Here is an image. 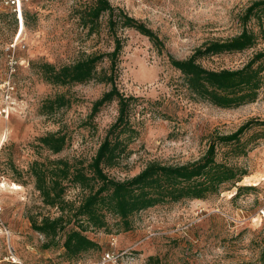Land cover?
I'll list each match as a JSON object with an SVG mask.
<instances>
[{
  "label": "rangeland",
  "instance_id": "obj_1",
  "mask_svg": "<svg viewBox=\"0 0 264 264\" xmlns=\"http://www.w3.org/2000/svg\"><path fill=\"white\" fill-rule=\"evenodd\" d=\"M91 1L29 0L26 22L20 25L0 0V264H74L65 255V234L53 239L33 228L34 220L59 212L44 204L29 169L46 159L91 161L118 118L117 101L94 109L111 84L94 80L58 86L42 73L46 62L62 66L85 53L112 50L105 25L100 35H88L81 24L80 10ZM110 1L143 21L165 44L160 52L140 33L120 32L125 45L116 84L136 98L131 121L139 136L110 175L130 178L152 161L192 162L207 151L214 134H231L251 121L240 141L245 153L233 145L221 146L217 153L219 162L247 170L248 179L237 185L249 189L238 197L235 187L206 200L158 205L136 214L129 231L119 230L110 218V233L88 232L101 249L84 254L82 264H96L106 252L119 255L110 264H264V86L256 102L219 108L194 97L169 61V56L187 59L208 42L240 34L241 14L254 0ZM248 27L258 30L254 21ZM263 50L264 38L259 37L251 49L200 62L211 70L239 69ZM109 65L105 61L100 69ZM61 95L68 104L51 109L48 102ZM55 132L67 141L58 154L40 142ZM254 182L259 184H249ZM78 193L71 189L69 197Z\"/></svg>",
  "mask_w": 264,
  "mask_h": 264
},
{
  "label": "trees",
  "instance_id": "obj_2",
  "mask_svg": "<svg viewBox=\"0 0 264 264\" xmlns=\"http://www.w3.org/2000/svg\"><path fill=\"white\" fill-rule=\"evenodd\" d=\"M12 15L19 24L16 15ZM26 16L24 8V23ZM80 21L88 35H100L105 25V32L112 40V50L85 53L73 63L62 66L46 62L42 65L43 77L58 86L94 80L111 84V89L95 102L94 109L117 101L118 118L91 161L46 159L34 161L29 169L44 204L59 212L54 218L46 216L41 222L34 220L33 228L53 239L65 234V255L74 264H82L84 254L101 249L88 232L105 230L110 233V218L116 220L114 226L119 230L129 231L136 214L158 205L206 200L235 187L238 190L234 197H238L243 190L249 189L237 185L248 176L247 170L226 161L219 162L217 153L221 146L233 145L235 151L243 149L241 138L252 126L248 121L231 134H214L207 151L192 162L174 165L152 161L133 177L121 180L111 176L109 171L118 167L131 153L129 146L139 136L131 121L136 98L126 96L116 84V70L125 45L120 32L134 30L149 38L160 52L165 44L143 21L114 6L110 0H92L85 4L80 10ZM240 21L243 30L232 38L208 42L187 59L169 56L171 65L183 75L188 91L197 99L219 108L231 109L256 102L264 86V50L256 52L239 69L211 70L200 62L208 56L243 52L255 47L259 37L264 38V0L251 2L241 14ZM252 21L258 27L257 31L248 27ZM105 61L110 63L109 67L100 69V64ZM67 104L61 95L47 105L53 109L55 105L62 108ZM40 142L53 154L62 152L67 143L66 136L59 132L47 134L40 138ZM71 189L79 191L74 199L69 197ZM262 259L264 263V250Z\"/></svg>",
  "mask_w": 264,
  "mask_h": 264
},
{
  "label": "built area",
  "instance_id": "obj_3",
  "mask_svg": "<svg viewBox=\"0 0 264 264\" xmlns=\"http://www.w3.org/2000/svg\"><path fill=\"white\" fill-rule=\"evenodd\" d=\"M28 1L29 0H3L5 7L8 8L11 13L16 15L20 25H23L24 23V4ZM11 257L15 261L13 254ZM117 258H119V255H115L113 252H106L96 264H110L115 262Z\"/></svg>",
  "mask_w": 264,
  "mask_h": 264
},
{
  "label": "bare ground",
  "instance_id": "obj_4",
  "mask_svg": "<svg viewBox=\"0 0 264 264\" xmlns=\"http://www.w3.org/2000/svg\"><path fill=\"white\" fill-rule=\"evenodd\" d=\"M246 179H248V177H246ZM249 184H253V185H258L259 183H256V182H254V183H249ZM15 188H18L19 186H14ZM19 189V188H18ZM235 193V192H234Z\"/></svg>",
  "mask_w": 264,
  "mask_h": 264
}]
</instances>
